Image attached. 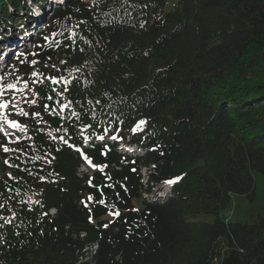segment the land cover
<instances>
[{"label": "trees", "instance_id": "1", "mask_svg": "<svg viewBox=\"0 0 264 264\" xmlns=\"http://www.w3.org/2000/svg\"><path fill=\"white\" fill-rule=\"evenodd\" d=\"M2 75L36 103L0 141V264H264V214L222 217L264 173V0H71Z\"/></svg>", "mask_w": 264, "mask_h": 264}, {"label": "rangeland", "instance_id": "2", "mask_svg": "<svg viewBox=\"0 0 264 264\" xmlns=\"http://www.w3.org/2000/svg\"><path fill=\"white\" fill-rule=\"evenodd\" d=\"M34 7L33 3H31V8ZM49 7V6H48ZM47 10H51V6L48 8ZM53 12H50L46 15L45 13V17L44 20L46 19V17L50 16ZM46 21V20H45ZM9 21L8 20H2V27L4 28V26L6 25L8 28L15 30V31H19V27H15V26H11L10 23L8 25ZM5 24V25H4ZM7 31V30H6ZM5 32V31H4ZM3 30L0 28V33H4ZM31 47V43L28 44V46L25 48V51L28 50ZM18 53L17 50V45H15V47H13V50L11 52V57H13L15 54ZM51 84H55L54 81H51ZM9 85H14L13 88H8L7 86V90L10 91V93H8L11 97L9 98V101L12 102V100H15V103L18 104V111H13L14 112H20L19 109H23V108H19L22 106L23 103H26L28 101L31 100L30 94L27 93L26 88L22 87H16V85L14 83H10ZM0 88H3L1 90H4L5 92V88L0 86ZM3 92V94H4ZM2 98H4V96H2ZM13 98V99H12ZM20 98H23L22 102H20ZM35 101V100H34ZM29 103V102H28ZM32 103H30L31 105ZM13 109V108H12ZM107 138V137H105ZM141 152V150H140ZM85 170H87V167H80V171L84 172ZM146 173L147 171L144 169L143 170V177L146 179ZM254 175V180H255V191H256V195L254 199H250L249 197H247L244 194H236L233 193L232 194V202H231V206L227 209L222 211V217L224 219H226L227 221H240V220H245L251 217H255L258 214H264V173L260 172V171H254L253 172ZM162 185H160L159 188H157V191H162ZM168 195V194H167ZM160 199H163L165 197L163 196H159ZM137 205H140V203L138 201H136ZM201 218L205 219V220H209V221H213L215 216L213 214L210 213H203L201 214Z\"/></svg>", "mask_w": 264, "mask_h": 264}, {"label": "snow or ice", "instance_id": "3", "mask_svg": "<svg viewBox=\"0 0 264 264\" xmlns=\"http://www.w3.org/2000/svg\"><path fill=\"white\" fill-rule=\"evenodd\" d=\"M33 63H36V62L33 61ZM32 75H33V76H40V75H42V74H41V73H38V72H33ZM37 82L39 83V81H37ZM13 87H14V85H8V88H13ZM0 94H2V93H0ZM47 99H52V97H51V96H48ZM28 102L33 103V104L36 103V101H34V100H33V101H28ZM10 103H11V101H5V102H3V103H0V109H7V108L9 107V104H10ZM67 106H68V105H63V104L61 105V107H67ZM19 111H20L21 115H23V116H28V115L30 114L28 111H24L23 109H19ZM40 115H41V112H39V111L35 112V116H36V117H40ZM0 119H3V120H5V121H7V123L10 124V125H11L12 127H14V128H15V127H19V128H21L22 130L24 129V125H23V124L17 122L16 120L10 119V118H8L7 116H4V117H2V118H0ZM144 123H146V122L143 121V120H141V121L139 122V125H143ZM139 125H138L137 127H139ZM61 139H63V138H61ZM101 139H102V137H101ZM112 139H116V137L113 136ZM4 151H5V152L8 151L7 147L4 148ZM84 158H85L86 160H88V157H87V156H85ZM89 163H91L90 160H89ZM180 179H181V177H180V176H177V177H175L174 179L167 181V183H169V184H174V183H176L177 181H179ZM89 199H91V197H90ZM100 203L103 204L104 201L101 200ZM110 214H111V215H115V216H119V215H120V212H119V211H116V212H114V213H110ZM107 226H108L107 224H104V225H103V227H107Z\"/></svg>", "mask_w": 264, "mask_h": 264}, {"label": "bare ground", "instance_id": "4", "mask_svg": "<svg viewBox=\"0 0 264 264\" xmlns=\"http://www.w3.org/2000/svg\"><path fill=\"white\" fill-rule=\"evenodd\" d=\"M15 35H17L18 37H25L26 35H28V31L19 29V31H15Z\"/></svg>", "mask_w": 264, "mask_h": 264}]
</instances>
